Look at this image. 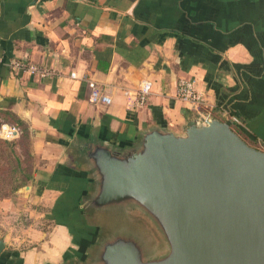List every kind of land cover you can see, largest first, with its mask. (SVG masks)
I'll use <instances>...</instances> for the list:
<instances>
[{
	"label": "crops",
	"instance_id": "obj_1",
	"mask_svg": "<svg viewBox=\"0 0 264 264\" xmlns=\"http://www.w3.org/2000/svg\"><path fill=\"white\" fill-rule=\"evenodd\" d=\"M0 58L52 73L0 68V113L29 130L36 168L25 191L39 206L26 239L0 229V264H70L84 253L91 224L78 202L86 184L74 166L79 141L128 144L160 124L181 132L204 114L238 119L235 131L264 151V0H0ZM181 79L194 81L202 107L177 98ZM144 80L153 92L132 111L124 91ZM88 81L112 103H90Z\"/></svg>",
	"mask_w": 264,
	"mask_h": 264
},
{
	"label": "water",
	"instance_id": "obj_2",
	"mask_svg": "<svg viewBox=\"0 0 264 264\" xmlns=\"http://www.w3.org/2000/svg\"><path fill=\"white\" fill-rule=\"evenodd\" d=\"M72 151L80 213L94 224L70 264H264V152L231 121L199 114L181 132L91 136Z\"/></svg>",
	"mask_w": 264,
	"mask_h": 264
},
{
	"label": "rangeland",
	"instance_id": "obj_3",
	"mask_svg": "<svg viewBox=\"0 0 264 264\" xmlns=\"http://www.w3.org/2000/svg\"><path fill=\"white\" fill-rule=\"evenodd\" d=\"M8 120V117L0 115V126L12 125L20 132L23 131L20 125L10 123ZM251 147L257 149L255 145ZM35 166L30 135L24 132L18 140H7L0 133V229L3 237L11 234L13 237L17 236L15 238H19L20 241L27 238L28 228L34 221L31 210L39 207L30 204L35 195L25 191L32 184ZM88 222L94 224L92 219H88ZM45 230H48V224ZM17 244L20 245V249L30 245L27 242Z\"/></svg>",
	"mask_w": 264,
	"mask_h": 264
},
{
	"label": "built area",
	"instance_id": "obj_4",
	"mask_svg": "<svg viewBox=\"0 0 264 264\" xmlns=\"http://www.w3.org/2000/svg\"><path fill=\"white\" fill-rule=\"evenodd\" d=\"M0 67H7L11 73L19 76L28 74L31 77H49L52 75L50 70L41 67L37 64H33L29 61L14 60L10 62H4L0 58ZM71 79L77 80L78 77L75 73H71ZM89 88L91 90L90 103L93 105L108 106L112 103L111 98L105 93V91L93 81H88ZM153 83L148 80L140 82L135 89H126L124 91L125 96L128 98V108L132 111H139L146 108L149 98L153 92ZM177 98L190 105L193 109L197 110L205 104L202 94H200L195 86L194 81L188 79H181L177 84ZM233 127L240 124L238 119H230ZM0 133L4 135L7 140H16L18 130L10 125H1Z\"/></svg>",
	"mask_w": 264,
	"mask_h": 264
},
{
	"label": "trees",
	"instance_id": "obj_5",
	"mask_svg": "<svg viewBox=\"0 0 264 264\" xmlns=\"http://www.w3.org/2000/svg\"><path fill=\"white\" fill-rule=\"evenodd\" d=\"M1 68V67H0ZM0 115H3L4 117H8L9 118V120L8 121H10V123H13V124H15L16 123V125H20L22 128H23V131L21 132L22 134L25 132V133H27L28 135H29V130H28V128L19 120V119H17L14 115H12L11 113H9V112H6V113H0ZM15 121V122H14ZM240 137H242L241 135H240V133L239 132H237V131H235ZM243 138V137H242ZM244 141H246V143H248L250 146L251 145H254V143H252L251 141H249V140H247V139H245L244 138ZM256 146V145H255Z\"/></svg>",
	"mask_w": 264,
	"mask_h": 264
}]
</instances>
